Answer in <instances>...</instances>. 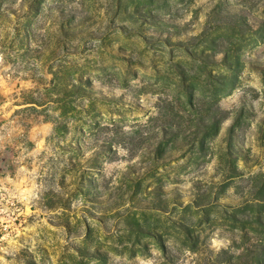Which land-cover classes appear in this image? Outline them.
I'll return each instance as SVG.
<instances>
[{
  "label": "rangeland",
  "instance_id": "rangeland-1",
  "mask_svg": "<svg viewBox=\"0 0 264 264\" xmlns=\"http://www.w3.org/2000/svg\"><path fill=\"white\" fill-rule=\"evenodd\" d=\"M11 4L0 264H264V0Z\"/></svg>",
  "mask_w": 264,
  "mask_h": 264
},
{
  "label": "trees",
  "instance_id": "trees-1",
  "mask_svg": "<svg viewBox=\"0 0 264 264\" xmlns=\"http://www.w3.org/2000/svg\"><path fill=\"white\" fill-rule=\"evenodd\" d=\"M5 0H0V4L3 3ZM23 7H25L24 4L20 5L18 8H14V6L11 4V6H5L4 8H0V22L3 21L6 24H11L12 25V20L11 17H14L15 21L17 23H14L11 28H12V33L9 37V44H10V50L13 47L15 43H18L22 45L23 40L27 41H34L33 36L28 32H20V20L25 18V11L23 12ZM25 47V45H24ZM9 48L6 49L9 50ZM29 50V49H27ZM4 51V50H3ZM16 53L18 50H15ZM8 53V52H7ZM0 54L6 55V52H1ZM21 57L20 54H17L14 56V58ZM258 204L261 203V201L257 200ZM261 254L264 256V251L261 252Z\"/></svg>",
  "mask_w": 264,
  "mask_h": 264
}]
</instances>
